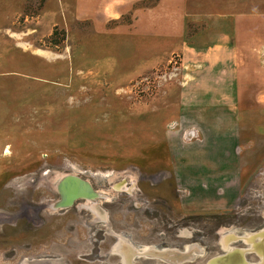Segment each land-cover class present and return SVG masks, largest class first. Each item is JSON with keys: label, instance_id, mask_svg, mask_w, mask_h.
Segmentation results:
<instances>
[{"label": "rangeland", "instance_id": "rangeland-1", "mask_svg": "<svg viewBox=\"0 0 264 264\" xmlns=\"http://www.w3.org/2000/svg\"><path fill=\"white\" fill-rule=\"evenodd\" d=\"M156 2L127 1L98 32L74 0H0V264H123L121 238L160 251L133 264H205L227 232L246 249L243 233L264 231V0H197L200 15L224 6L254 25L249 43L146 72L138 62L170 43L104 30ZM124 39L112 74L100 61ZM193 70L205 78L182 76ZM71 183L82 194L61 205Z\"/></svg>", "mask_w": 264, "mask_h": 264}, {"label": "crops", "instance_id": "crops-1", "mask_svg": "<svg viewBox=\"0 0 264 264\" xmlns=\"http://www.w3.org/2000/svg\"><path fill=\"white\" fill-rule=\"evenodd\" d=\"M127 1L135 0H74L73 5L75 14L80 19L91 18L93 28L95 27L100 32L101 27H106L110 21L109 19H118L127 11ZM200 8L201 4L197 0H157L154 5L134 9L132 22L117 23L113 28L106 29L104 32L117 33L129 38L133 35L138 36L141 39L140 42L146 44V46L150 43L169 42V52L154 53L147 58H142L138 62L142 68L146 66V72L156 66H161L166 59H169L168 55L174 53H183V61L185 62L187 54L191 50L198 52L199 50H206V45H208V48L203 53L207 57L212 58L210 54L217 53L218 51L209 53V50L213 49L212 46L224 48L226 45L249 43V41H245L246 35L243 30L245 27H254V25H249L248 21L240 17L234 9H226L224 6L218 7L215 10L210 9L211 11H204L202 9L204 14L200 15ZM186 12L187 16H185ZM100 13L112 14L113 16L105 15L107 18L100 21ZM201 19L205 21L203 27L187 37L188 22L191 20L200 21ZM101 24L102 26L100 27ZM118 50L120 53L116 61L110 60L107 63L105 60L100 61V65L104 69H107V71L113 70V72L110 71L112 74L120 67L118 65L120 60L119 55L124 56V59L131 57L132 49L130 42L124 39ZM198 52L196 53L198 54ZM223 55L225 54H221V56ZM182 76L199 78L198 81L205 78L204 71L201 72L199 70L184 71ZM216 78L219 79L220 76L216 75ZM198 81H193L192 87L196 85L200 86L195 87V91L204 93L219 92L217 84L205 85L200 82L198 84Z\"/></svg>", "mask_w": 264, "mask_h": 264}, {"label": "bare ground", "instance_id": "bare-ground-1", "mask_svg": "<svg viewBox=\"0 0 264 264\" xmlns=\"http://www.w3.org/2000/svg\"><path fill=\"white\" fill-rule=\"evenodd\" d=\"M71 184H73V183H71ZM79 189H80V187H79ZM80 194H82V193H80ZM229 232H227L226 234H228V233L229 234H232L231 231H229ZM235 237H237L236 234L232 235L231 238H228L227 241H226V239H222V242L221 243L224 246V249L226 251L222 255H218V256L212 258L207 264H237V260H239V259H243V261L246 262V264H249L247 261L244 260L245 257H244V251H243V249L237 248V247H231V245H229V240H231V239L235 240L236 239ZM242 237L248 243H250V245L252 243L253 244H258L259 243L258 242V239L259 240H263V238H264V231H262V233H260L259 235H256L255 233H252V234L251 233H246V234L243 233ZM190 248L191 247H189V249ZM113 249H115V251L120 252V254L122 255V258H123V260H122L123 264H133L132 263V259L134 258V256L136 254L137 255L138 254H141L142 255V254L148 253V251H149V248L148 247H144V246H141V245H137L136 246V245L128 242V240H126L124 238H121L119 240V242L116 244L115 248H113ZM156 252H158V251H154V253H152V254H157ZM192 252H194V251L192 250ZM174 255H176V253ZM192 255H194V254L192 253ZM261 255L262 254L259 253L260 261L261 262L258 261L259 262L258 264H264V263H262V259H263L262 256H264V255H262V256ZM174 259L176 260V259H178V257H175ZM172 261H174V260H172Z\"/></svg>", "mask_w": 264, "mask_h": 264}, {"label": "flooded vegetation", "instance_id": "flooded-vegetation-1", "mask_svg": "<svg viewBox=\"0 0 264 264\" xmlns=\"http://www.w3.org/2000/svg\"><path fill=\"white\" fill-rule=\"evenodd\" d=\"M252 234V233H251ZM232 235H234V233H232V234H226L225 235V237L223 238V239H226V241H227V239L228 238H231V236ZM238 236V235H237ZM231 240H233V239H231ZM231 240H229V243L231 242ZM258 242L260 243H258V244H251L250 245V243H249V248H246V250H244V257H245V252L246 251H248V250H253V251H255V252H257L258 253V255H259V253L260 254H262V255H264V238H263V240H259L258 239ZM230 245V244H229ZM232 247H235V246H232ZM223 248V247H222ZM237 248H239V247H237ZM224 249V248H223ZM242 249V248H241ZM225 250V249H224ZM154 251H158L157 249H153V248H151V247H149V251H148V253H146V254H152V253H154ZM226 251V250H225ZM139 255H141V254H139ZM261 255V256H262ZM263 257V259H262V263H264V256H262ZM259 258H260V256H259ZM244 260L245 261H247L248 262V259L245 257L244 258ZM259 261H260V259H259ZM261 262V261H260ZM249 264L251 263H255V264H258L259 262L257 261V262H248ZM237 264H246V262H244L243 261V259H239V260H237Z\"/></svg>", "mask_w": 264, "mask_h": 264}, {"label": "water", "instance_id": "water-1", "mask_svg": "<svg viewBox=\"0 0 264 264\" xmlns=\"http://www.w3.org/2000/svg\"><path fill=\"white\" fill-rule=\"evenodd\" d=\"M72 187H68L67 189L64 190V199H63V202L61 203V205H66L67 203H70L72 202V200L74 199V197L78 196V194H80L82 192V190L76 188V186L74 187V185L71 184ZM66 193V194H65ZM237 238V237H235ZM243 238V237H242ZM243 249V248H242ZM246 250V249H243V251ZM242 251V252H243ZM225 252V250L223 251V253ZM157 254H151V255H158L159 252H156ZM223 253L219 254V255H222ZM192 256V255H191ZM218 256V255H216ZM216 256H213L212 258L216 257ZM212 258H210L205 264H207ZM248 262H250L248 260ZM251 264V263H250ZM252 264H255V263H252Z\"/></svg>", "mask_w": 264, "mask_h": 264}, {"label": "trees", "instance_id": "trees-1", "mask_svg": "<svg viewBox=\"0 0 264 264\" xmlns=\"http://www.w3.org/2000/svg\"><path fill=\"white\" fill-rule=\"evenodd\" d=\"M57 29H58V28L56 27V28H55V31H54V33H53V35H55ZM192 34H193V33H192ZM56 44H58V43H56ZM0 107H2V106H0Z\"/></svg>", "mask_w": 264, "mask_h": 264}, {"label": "built area", "instance_id": "built-area-1", "mask_svg": "<svg viewBox=\"0 0 264 264\" xmlns=\"http://www.w3.org/2000/svg\"><path fill=\"white\" fill-rule=\"evenodd\" d=\"M6 150V149H5ZM5 150H3V151H5ZM0 152H1V148H0Z\"/></svg>", "mask_w": 264, "mask_h": 264}]
</instances>
